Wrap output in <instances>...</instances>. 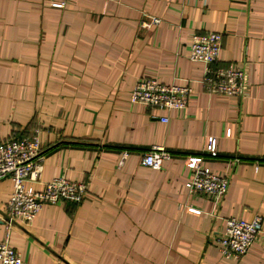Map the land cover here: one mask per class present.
Returning a JSON list of instances; mask_svg holds the SVG:
<instances>
[{"label":"crops","instance_id":"0c3cea01","mask_svg":"<svg viewBox=\"0 0 264 264\" xmlns=\"http://www.w3.org/2000/svg\"><path fill=\"white\" fill-rule=\"evenodd\" d=\"M206 31L222 37L212 69H244L246 98L204 88L189 43ZM140 79L188 83L187 107L131 104ZM34 131L41 182L63 175L88 193L7 229L12 182L0 180V241L10 231L22 264H264V0H0V143ZM152 145L171 155L161 169L140 163ZM196 160L228 179L218 204L188 195ZM253 215L252 248L224 258L225 220Z\"/></svg>","mask_w":264,"mask_h":264},{"label":"built area","instance_id":"2783aa9c","mask_svg":"<svg viewBox=\"0 0 264 264\" xmlns=\"http://www.w3.org/2000/svg\"><path fill=\"white\" fill-rule=\"evenodd\" d=\"M63 4L60 3L59 7ZM159 19L151 18L141 26L147 28L157 25ZM221 34L206 31L192 34L189 43V60L203 65L201 82L212 94L231 98H246L251 91L246 71L240 68H220L213 70L212 64L221 51ZM191 88L188 83H160L156 79H140L132 87L129 95L131 104H139L147 109L183 111L190 99ZM161 121L168 122L167 117ZM215 137H208L205 152L216 153ZM34 131L29 136L12 137L0 143V180L8 178L12 182V192L8 196L5 210L7 229L13 225L27 227L38 215L44 205H60L65 202L78 203L87 196L84 183L71 181L65 176L53 177L41 182L44 157ZM123 153V157H126ZM170 153L162 146L152 145L140 158L143 166L161 169L170 160ZM188 179L184 187L188 195H195L218 204L225 196L229 181L224 174L212 171L200 160L188 165ZM40 184L41 188H37ZM191 213L200 211L189 208ZM262 232V219L259 215L250 218L230 217L225 220L222 233L218 238L221 255L232 261L241 260L252 248ZM6 231L0 241V264H22L19 253L9 243Z\"/></svg>","mask_w":264,"mask_h":264}]
</instances>
